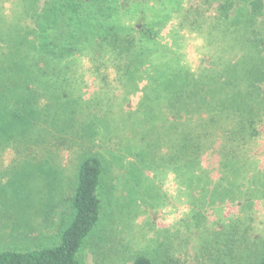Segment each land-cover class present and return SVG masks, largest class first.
Returning a JSON list of instances; mask_svg holds the SVG:
<instances>
[{
	"label": "rangeland",
	"instance_id": "rangeland-1",
	"mask_svg": "<svg viewBox=\"0 0 264 264\" xmlns=\"http://www.w3.org/2000/svg\"><path fill=\"white\" fill-rule=\"evenodd\" d=\"M45 1L0 0V250L61 242V228L73 215L78 167L96 153L107 162L103 213L79 252L83 264H132L138 254L155 264H257L264 256V153L227 171L217 186L174 177L164 156L148 152H169L171 141L145 119V100L132 81L114 94L116 84L97 91L80 79L69 89L50 73L29 70L32 54L19 42L28 39L25 17ZM254 1L90 0L95 6L87 8L97 18L87 35L92 29L100 40L111 24L125 33L153 27L180 42L179 51L190 59L198 47L206 49L199 38L209 31L207 21L200 30L193 20L211 19L222 5H232L228 17H244L238 7ZM59 2L47 1L43 12ZM191 34L195 41L189 43L184 38ZM143 141L144 159L132 157ZM202 201L211 206H197L202 215L195 219L192 205Z\"/></svg>",
	"mask_w": 264,
	"mask_h": 264
},
{
	"label": "trees",
	"instance_id": "trees-1",
	"mask_svg": "<svg viewBox=\"0 0 264 264\" xmlns=\"http://www.w3.org/2000/svg\"><path fill=\"white\" fill-rule=\"evenodd\" d=\"M47 1L33 17L31 13L25 17L28 39L19 44L32 54L29 70L50 73L69 89L76 84L72 81L80 79L84 85L94 84L97 91L116 84L114 94L122 93V86L132 81L134 93L145 100L140 102L145 119L151 121V128H164L166 140L171 141L169 152L161 153L155 147L148 152L164 156L174 177L189 184L217 186L226 179L227 171L263 155L264 0L240 5L238 9L246 11L244 17H228L232 5H222L211 19L193 20L191 25L198 29L207 21L209 31L200 29L206 37L199 39L207 47H198L190 59L179 51L180 42L174 44L166 31L153 27L132 26L125 33L111 24L105 25L100 40L92 29L87 35L89 21L97 18L87 8L95 6L90 0H60L43 12ZM184 39L195 41L193 34ZM95 45L101 46L100 51L94 50ZM155 102L160 108L154 107ZM144 142L135 144L139 143L132 149V157L144 159L147 150L139 147ZM106 168L107 162L99 154L88 153L82 159L70 202L73 215L61 228L58 245L2 249L0 264H83L79 252L103 213ZM161 185L165 188L164 182ZM203 205L211 203L192 205L195 219L201 217L198 208ZM132 264L155 261L138 254ZM257 264H264V256Z\"/></svg>",
	"mask_w": 264,
	"mask_h": 264
}]
</instances>
